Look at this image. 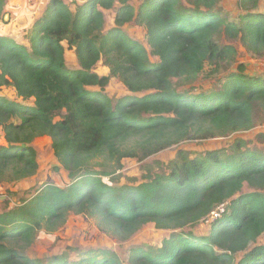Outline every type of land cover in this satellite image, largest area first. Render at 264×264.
<instances>
[{"label":"trees","instance_id":"16d2710c","mask_svg":"<svg viewBox=\"0 0 264 264\" xmlns=\"http://www.w3.org/2000/svg\"><path fill=\"white\" fill-rule=\"evenodd\" d=\"M263 1L238 0L232 16L223 0H49L26 41L0 33V89L15 90L12 98L0 93L8 143L0 146V182L38 172L33 143L42 136L72 176L0 211V264H123L105 248L78 249V260L28 253L40 231L57 230L72 213L121 241L150 223L168 231L159 246L133 248L130 264H264V149L237 138L196 154L179 149L168 173L138 185H117L113 175L125 158L228 137L264 117V70L248 73L237 46L220 40H239L264 58ZM7 2L0 0V15ZM131 26L145 39L131 36ZM100 62L108 74L95 71ZM235 63L217 85H200ZM116 78L126 92L112 96ZM221 204L210 233L191 230Z\"/></svg>","mask_w":264,"mask_h":264},{"label":"rangeland","instance_id":"374dc122","mask_svg":"<svg viewBox=\"0 0 264 264\" xmlns=\"http://www.w3.org/2000/svg\"><path fill=\"white\" fill-rule=\"evenodd\" d=\"M78 1V0H75ZM186 2V0H184ZM238 0H223V8L227 13L236 16L240 11L237 4ZM49 0H8L4 12L0 15V33H11L19 39L31 29L34 21L39 18L41 9ZM264 11V1L261 4ZM109 19V17H108ZM134 25V24H133ZM128 32L131 36L145 39V34L139 32L137 27L131 26ZM222 43H233L238 48V62H245L248 65V73L260 72L264 70V58H254L241 44L239 40H228L224 36L220 38ZM73 53V52H72ZM68 64L76 66L78 63L71 52L67 53ZM157 61L156 56L152 57ZM237 67V63L228 67L226 64L222 72L214 77L207 78L200 82L203 88L217 85L218 79L228 70ZM95 71L100 74H108L110 69L100 62ZM107 91L112 96L126 92V88L116 78L107 86ZM0 93L13 97L15 90L12 87H3ZM116 98V97H114ZM28 102V103H32ZM245 140L246 147L264 149V117L259 119L254 128L248 131L235 133L228 137H218L214 139L186 140L170 148L162 150L157 154L149 156L144 160L137 158L123 159V168L114 173L117 185H138L147 181L149 175L164 174L169 172V163L174 159L179 149H184L192 154H196L210 148H221L232 145L235 139ZM3 130L0 128V146L7 145ZM37 150L39 162L38 172L29 178L21 181L0 182V211L19 205L24 199L31 197L42 185L47 182H55L59 185H67L71 182L72 176L69 171L59 166L52 147V139L49 136H42L35 139L33 143ZM58 167V168H57ZM109 180L108 177H106ZM249 186H245L244 191H254ZM216 220L207 218L200 224L191 228L198 235L210 233L213 223ZM187 230H190L189 228ZM169 233L160 230L153 223L145 225L139 232L130 239L121 241L112 235L104 232L98 225L95 218L85 214L72 213L67 222L53 232L43 229L38 233L35 241L28 250L33 257L48 258L54 254L68 252L72 259L78 260L80 253L78 249L85 251L88 249L105 248L118 254L123 264H130L129 259L131 250L135 247H154L161 245L165 236ZM259 243H264V235L259 239Z\"/></svg>","mask_w":264,"mask_h":264},{"label":"built area","instance_id":"2783aa9c","mask_svg":"<svg viewBox=\"0 0 264 264\" xmlns=\"http://www.w3.org/2000/svg\"><path fill=\"white\" fill-rule=\"evenodd\" d=\"M225 210H226V205L221 204L211 213L209 218H211L212 220H217L221 217V215L224 213Z\"/></svg>","mask_w":264,"mask_h":264},{"label":"crops","instance_id":"0c3cea01","mask_svg":"<svg viewBox=\"0 0 264 264\" xmlns=\"http://www.w3.org/2000/svg\"><path fill=\"white\" fill-rule=\"evenodd\" d=\"M69 53H70V51H69ZM71 54H72V52H71Z\"/></svg>","mask_w":264,"mask_h":264}]
</instances>
